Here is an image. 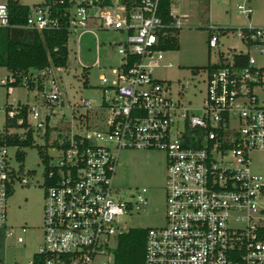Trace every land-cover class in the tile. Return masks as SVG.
I'll list each match as a JSON object with an SVG mask.
<instances>
[{"label":"built area","instance_id":"1","mask_svg":"<svg viewBox=\"0 0 264 264\" xmlns=\"http://www.w3.org/2000/svg\"><path fill=\"white\" fill-rule=\"evenodd\" d=\"M13 2L20 1L0 2V28H64L68 34L65 65L3 67L0 77L7 94L22 85L42 96L38 106L6 104L0 124V231L19 244L24 238L8 225L7 199L15 183L29 184L23 174L35 172L15 169L8 149L22 147L19 142L29 137L33 144L36 133L46 136L64 105L55 73L81 63V36L98 30L121 35L113 43L119 64L99 76L112 94L98 107L87 98L67 99L77 128L58 132L56 155L42 152L41 243L29 261L14 264H115L118 237L132 229L124 217L148 205L145 187L122 195L115 171L122 150L141 149L162 152L166 166L164 222L142 227L141 264H264V162H256L262 164L256 171L252 160L255 153L264 154V27L251 22L238 27L234 36L243 48L220 50L219 37L227 30L207 23V44L217 48V61L198 79L197 102L185 96L189 85L172 94L170 82L156 76V70L172 66L165 59L171 49L163 47L167 28H179L186 18L173 14L171 23H164L160 0H68L61 10L43 0L28 7L23 24L11 22ZM237 8L250 17L246 2ZM71 36L76 49L68 46ZM93 65L99 66L98 60ZM0 264L7 263L0 259Z\"/></svg>","mask_w":264,"mask_h":264},{"label":"rangeland","instance_id":"2","mask_svg":"<svg viewBox=\"0 0 264 264\" xmlns=\"http://www.w3.org/2000/svg\"><path fill=\"white\" fill-rule=\"evenodd\" d=\"M19 1L25 5L34 6L43 0ZM244 2L251 7L250 17L239 13L237 5ZM172 9L173 13L187 14L188 18L181 22L177 34L179 49L169 50L165 54V59H169L172 66L160 68L155 73L156 76L170 82L172 94H176L184 85H189L186 90V98L192 97L194 101L199 102L201 96L198 79L206 65L217 61V48L210 49L207 44L208 20L227 30L224 35L219 37L218 48L220 50H227L229 47L243 48V44L234 36V33L238 27L249 22L258 27H264V0H172ZM120 37L121 35L114 30H98L95 34L88 33L81 36L79 40L81 63L77 61H75V65L71 63L64 74L55 73L54 82L63 93L64 105L56 110V114L49 122L50 128L46 136H43L41 132L36 133L32 146L8 149L11 164L15 169L23 168V170H32L35 173L32 175L23 174L29 184L15 183L8 196V225L16 229V235H21L24 238V243L19 244L15 239L7 237L5 230L0 231V259L5 263H25L37 251L42 239L44 205L42 182L45 166L39 151L56 155L57 147L53 143L62 138L58 132L67 130L72 132L77 128L72 110L65 107L67 99L70 103H78L81 99L87 98L91 100L94 107H98L104 95L112 94V91L102 87L99 76L109 75L111 69L116 68L119 64L120 56L113 43ZM73 39V36L69 38L68 46L76 49L78 45L73 42ZM96 40H98V44ZM96 60H98L99 66L93 65ZM5 73L6 70L0 67V77ZM64 90L67 94L64 93ZM41 99V94L37 95L34 88L19 85L14 87L10 94H7L6 87L0 85V124L5 117L4 106L6 104L15 105L20 101V103L38 106ZM106 111L104 110L103 113L106 114ZM17 150L24 153L23 160L15 159ZM52 160L55 158L53 157ZM252 160L254 162L253 169L260 171L262 164L259 165L256 162H264V154L255 153ZM165 182L166 166L162 152L145 149L122 150L120 152L114 183L122 195L129 197L137 189L142 187L147 189V207L124 217V221L129 227L138 229L163 224L162 188L165 186ZM22 226L26 227L25 232H22ZM133 236L135 239L138 237L136 234ZM129 248L132 249L131 243H129ZM139 261L140 257L137 255L132 263L137 264Z\"/></svg>","mask_w":264,"mask_h":264},{"label":"trees","instance_id":"3","mask_svg":"<svg viewBox=\"0 0 264 264\" xmlns=\"http://www.w3.org/2000/svg\"><path fill=\"white\" fill-rule=\"evenodd\" d=\"M53 3L54 8L61 10L68 0H45ZM208 1V0H202ZM171 0H160L158 14L166 24L171 23ZM29 6L21 2L11 4L12 24H23L29 13ZM180 28H167L164 37V48L178 50L177 34ZM68 34L64 28L43 32L32 31L24 28H0V67L25 71L30 68L41 69L51 64L65 65L67 62ZM195 69V68H194ZM193 70V69H192ZM24 107L21 115L25 116ZM15 140L14 143H18ZM22 147L32 146L31 138L19 142ZM42 155V151H39ZM24 153L19 151L18 158L23 160ZM134 234L138 237L134 238ZM145 230L132 228L118 237V246L115 250V264H134L133 259L139 255L141 264ZM129 243L132 249L129 248ZM126 252L131 254H126Z\"/></svg>","mask_w":264,"mask_h":264},{"label":"crops","instance_id":"4","mask_svg":"<svg viewBox=\"0 0 264 264\" xmlns=\"http://www.w3.org/2000/svg\"><path fill=\"white\" fill-rule=\"evenodd\" d=\"M170 14H171V15H173V14H174V15H179V16H180V15H186V18H185V19L181 18V22H182V21H186L187 18H188L187 14H177V13H173V9H172V0H171V5H170ZM208 21H210V20H208ZM179 28H180V27H179Z\"/></svg>","mask_w":264,"mask_h":264}]
</instances>
